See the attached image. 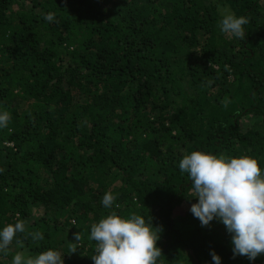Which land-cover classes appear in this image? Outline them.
<instances>
[{
	"label": "trees",
	"instance_id": "1",
	"mask_svg": "<svg viewBox=\"0 0 264 264\" xmlns=\"http://www.w3.org/2000/svg\"><path fill=\"white\" fill-rule=\"evenodd\" d=\"M226 14L247 18L243 39ZM0 110V228L25 224L0 264H93L91 226L113 211L152 221L157 264H264L201 226L178 167L202 151L264 172V0H0Z\"/></svg>",
	"mask_w": 264,
	"mask_h": 264
},
{
	"label": "clouds",
	"instance_id": "2",
	"mask_svg": "<svg viewBox=\"0 0 264 264\" xmlns=\"http://www.w3.org/2000/svg\"><path fill=\"white\" fill-rule=\"evenodd\" d=\"M43 19L52 22L55 15L47 13ZM247 23L246 17L226 14L219 27L221 32L243 39V26ZM9 120L10 114L0 110V129L6 128ZM178 167L191 180L194 193L191 197L197 202L189 210L201 226H208L214 219L222 222L231 235L234 256L254 261L264 254V172L258 161L249 156L226 157L192 151L183 156ZM115 199L112 192H106L101 203L111 208ZM24 232L22 220L0 228V252L8 249L17 233ZM32 238L42 240L43 235L34 233ZM89 238L96 242L93 264H157L162 255L157 246L159 232L153 231L152 221L150 226L137 214L124 217L113 211L91 226ZM210 255L214 264H221V257L214 250ZM62 257L55 249L27 258L17 253L12 264H64Z\"/></svg>",
	"mask_w": 264,
	"mask_h": 264
},
{
	"label": "rangeland",
	"instance_id": "3",
	"mask_svg": "<svg viewBox=\"0 0 264 264\" xmlns=\"http://www.w3.org/2000/svg\"><path fill=\"white\" fill-rule=\"evenodd\" d=\"M214 225V224H213ZM221 223H216L214 226H213V229H216L215 231H218L221 229ZM215 227V228H214ZM231 239V235L229 233H226V240H230Z\"/></svg>",
	"mask_w": 264,
	"mask_h": 264
}]
</instances>
